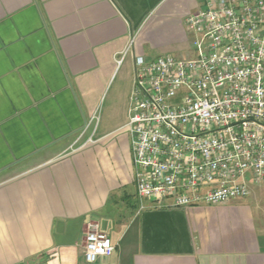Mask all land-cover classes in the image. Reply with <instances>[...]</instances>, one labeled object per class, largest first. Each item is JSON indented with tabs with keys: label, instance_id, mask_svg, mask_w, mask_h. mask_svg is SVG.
<instances>
[{
	"label": "crops",
	"instance_id": "crops-1",
	"mask_svg": "<svg viewBox=\"0 0 264 264\" xmlns=\"http://www.w3.org/2000/svg\"><path fill=\"white\" fill-rule=\"evenodd\" d=\"M201 5L0 0V264H87L88 223L115 247L94 264H264V187L183 208L135 193V59H191Z\"/></svg>",
	"mask_w": 264,
	"mask_h": 264
},
{
	"label": "built area",
	"instance_id": "built-area-1",
	"mask_svg": "<svg viewBox=\"0 0 264 264\" xmlns=\"http://www.w3.org/2000/svg\"><path fill=\"white\" fill-rule=\"evenodd\" d=\"M201 1L185 20L191 59L134 63L135 193L156 208L225 205L264 186V0ZM114 251L88 223L85 262Z\"/></svg>",
	"mask_w": 264,
	"mask_h": 264
},
{
	"label": "rangeland",
	"instance_id": "rangeland-1",
	"mask_svg": "<svg viewBox=\"0 0 264 264\" xmlns=\"http://www.w3.org/2000/svg\"><path fill=\"white\" fill-rule=\"evenodd\" d=\"M175 56V55H174ZM264 187V186H263ZM256 191V195L254 197H256V200H257V205L262 209L264 210V195L262 196V194H260L259 191L255 190ZM263 193V192H262Z\"/></svg>",
	"mask_w": 264,
	"mask_h": 264
}]
</instances>
